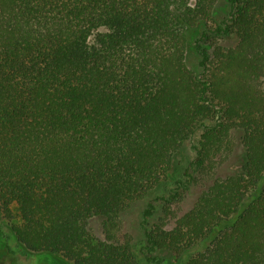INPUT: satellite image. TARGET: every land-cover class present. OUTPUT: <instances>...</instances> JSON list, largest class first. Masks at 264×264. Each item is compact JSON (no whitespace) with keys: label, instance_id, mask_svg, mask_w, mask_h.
Returning a JSON list of instances; mask_svg holds the SVG:
<instances>
[{"label":"trees","instance_id":"1","mask_svg":"<svg viewBox=\"0 0 264 264\" xmlns=\"http://www.w3.org/2000/svg\"><path fill=\"white\" fill-rule=\"evenodd\" d=\"M0 236L68 264H264V0H0Z\"/></svg>","mask_w":264,"mask_h":264},{"label":"rangeland","instance_id":"2","mask_svg":"<svg viewBox=\"0 0 264 264\" xmlns=\"http://www.w3.org/2000/svg\"><path fill=\"white\" fill-rule=\"evenodd\" d=\"M218 10L220 13L219 15H223V13L225 12L224 3L220 4ZM220 10L222 11L220 12ZM198 138L199 134H197L193 140L196 142ZM189 146L191 147L190 144ZM190 147H188V152L192 156L194 154V151ZM241 150V147H237V150L235 151L236 154L231 158L229 162H227L224 166H222V168H220L219 174H227L233 172V169H236L238 167V162L240 159L239 153L241 152ZM205 187L206 186L202 184L192 187L191 190H189V192L185 194L184 199L180 203L175 205L174 208L178 211V213L181 214L188 210ZM133 211L135 216L140 212L138 207L133 209ZM2 222L5 230L12 233V230L10 229L11 223H9L4 218H2ZM94 226L96 231L101 234L100 225L98 223H95ZM11 247L13 249L12 252H10L9 248L6 246V242L0 236V264H68L64 259H62L61 256L43 252L36 253L29 251L23 244L19 243V241H17L15 237L12 240ZM181 260V257L175 258L173 255H171L168 258V264H181Z\"/></svg>","mask_w":264,"mask_h":264}]
</instances>
